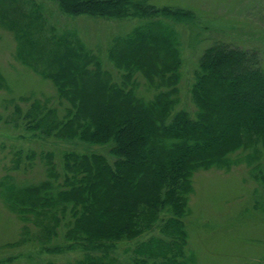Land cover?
Returning a JSON list of instances; mask_svg holds the SVG:
<instances>
[{"label":"trees","instance_id":"16d2710c","mask_svg":"<svg viewBox=\"0 0 264 264\" xmlns=\"http://www.w3.org/2000/svg\"><path fill=\"white\" fill-rule=\"evenodd\" d=\"M133 1L61 0L60 7L69 15L114 18ZM147 7L145 19L115 35L106 50L118 80L76 40L55 53L56 68L46 73L58 99L68 103L65 113L35 99L23 115L33 134L105 146L106 153L66 149L59 170L46 151L44 179L0 177L2 201L37 227L40 250L82 253L69 264H196L185 229L194 172L245 161L264 184V66L258 51L224 41L207 45L192 70L194 111L176 108L183 64L176 25L190 26L196 15L180 7ZM73 34H62L57 44ZM137 74L151 97L138 94ZM61 226L63 241L56 242ZM23 227L25 235L9 245L31 240Z\"/></svg>","mask_w":264,"mask_h":264},{"label":"rangeland","instance_id":"374dc122","mask_svg":"<svg viewBox=\"0 0 264 264\" xmlns=\"http://www.w3.org/2000/svg\"><path fill=\"white\" fill-rule=\"evenodd\" d=\"M137 1L117 17L102 18L64 13L61 0H0V177L11 174L19 183L44 179L41 154L46 151L53 152L59 170L66 149L106 153L105 146L33 134L23 115L35 99H47L58 115L65 113L68 103L58 99L56 86L46 73L56 68L55 53L72 48L76 40L99 55L103 67L118 80V72L105 57L106 50L115 35L145 19L141 15L148 11L147 5L180 7L196 15L190 26L176 25L183 58L176 108L193 113L189 91L192 70L201 51L213 41L256 49L264 66V0H147L145 7L137 4L136 8ZM69 31L74 34L57 44ZM137 78L138 94L151 97L145 79L140 74ZM260 159L264 163V147ZM192 187L185 229L187 248L196 264H264V184L251 176L250 165L244 161L228 170L199 169L192 176ZM24 224L31 240L9 245L25 235ZM64 229L59 228L54 241H63ZM37 233L34 224L22 222L0 197V264H45L49 260L69 264L81 257L80 251L40 250L34 238Z\"/></svg>","mask_w":264,"mask_h":264}]
</instances>
